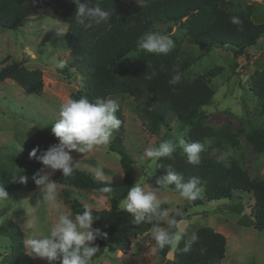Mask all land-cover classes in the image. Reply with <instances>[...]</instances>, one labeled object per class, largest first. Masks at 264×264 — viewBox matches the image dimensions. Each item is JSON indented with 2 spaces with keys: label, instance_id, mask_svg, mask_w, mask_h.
Segmentation results:
<instances>
[{
  "label": "trees",
  "instance_id": "trees-1",
  "mask_svg": "<svg viewBox=\"0 0 264 264\" xmlns=\"http://www.w3.org/2000/svg\"><path fill=\"white\" fill-rule=\"evenodd\" d=\"M92 2L108 11L110 18L109 21L94 24L91 29H84L74 19L77 6L72 0H0V28H23L31 17L38 14L67 25L69 55L63 68L57 72L67 80L79 76L83 82V86L71 95V99L87 97L95 101L97 98L109 99L118 94H128L136 104L141 125L151 135L158 137L165 128L167 133L164 139H170L168 134L173 131L172 120L188 127L187 143L199 142L204 145L200 154L201 162L198 165L190 164L183 149L178 147L172 158L164 157L156 162V170L161 174V179L167 176L169 167L183 175L185 181L196 177L207 202L233 200L236 192L252 194L254 204L250 214L253 226L264 233V179L251 178L236 159H232L229 164L218 160V150H225L227 146L236 147L238 143L227 126L217 129L206 125L204 108L211 104L216 94L212 78L222 68L215 67L202 76H191L192 62L183 58L182 44L172 34L174 27L182 25L186 29L185 39L188 44L207 51L227 49L236 56H244L264 37V24L256 23L253 19L254 7L242 6L232 0ZM232 17H238L243 23L233 24ZM160 27H167L174 41L173 49L166 55L138 51L137 41L140 37ZM9 61L0 65V84L13 80L27 93L41 96L44 89L42 71L29 70L22 63ZM177 69L181 80L171 85L169 80ZM250 80V91L258 98L259 111L264 116V70L256 71ZM116 115L122 125L117 131L118 143H111L109 151L120 157L124 172L121 183L97 180L91 173L77 168L70 178L63 177L60 171L52 176L58 185L96 192L109 198V210L88 209L78 200H74L71 205L72 215L82 213L85 209L90 210L93 217L98 219L95 221L97 227L107 234L106 238H97L92 245L100 249L92 263L107 246H121L124 253L128 252L132 239L148 234L152 229V223L134 224L131 214L120 208L129 188L136 184L137 175L136 162L120 145L124 141L125 123L120 106ZM244 133L255 154H263L264 129L252 127L244 130ZM207 141H211L208 148L205 147ZM33 148L28 145L23 148V156L28 162L24 167L18 155L8 157L0 154V185L8 193L34 190L37 187L32 176L44 166L37 159L30 158ZM214 149L218 153L211 155ZM21 173L28 176L27 184L20 183L18 177L14 179L12 176ZM155 185L162 188L157 181ZM104 187H110L112 191L102 193L100 190ZM167 188L176 192L174 185ZM203 202L200 199L193 201L195 205H203ZM170 218L185 221L189 216L173 211ZM0 232L6 233L12 240L11 254L2 264H36L26 252L25 233L18 225L8 221L0 227ZM194 234L198 240L192 244L190 251L184 252L186 242L193 235L184 233V238L174 250L172 264H221L227 252L226 237L208 227L200 228ZM171 251L172 247L160 249L156 245L157 257L162 261H167Z\"/></svg>",
  "mask_w": 264,
  "mask_h": 264
},
{
  "label": "rangeland",
  "instance_id": "rangeland-1",
  "mask_svg": "<svg viewBox=\"0 0 264 264\" xmlns=\"http://www.w3.org/2000/svg\"><path fill=\"white\" fill-rule=\"evenodd\" d=\"M122 1L127 3L129 0ZM232 1L242 6H253L254 21L264 24V0ZM67 30V25L42 14L31 17L25 27L20 29L0 28V65L7 60L16 61L29 70H41L43 73L44 89L41 96L27 93L13 80L0 84V154L8 157L18 155L22 167L28 164L23 156L25 145L47 150L59 143L52 133V128L59 119V106L83 86L79 76L67 80L57 72L63 68L69 55ZM159 31L171 36L167 27H160ZM185 31V27L180 25L173 28L172 34L182 44L183 58L192 62L191 76H202L215 67L222 68L212 78L216 94L211 104L204 108L206 125L217 129L227 126L238 143L236 147L227 146L225 150H218L220 153L214 149L211 155L218 153V160L226 164L236 159L251 178L264 179V153L255 154L244 133V130L252 127L264 129V116L259 111V100L250 91L251 76L256 71L264 70V37L257 46L248 50L247 55L236 56L227 49L207 51L205 48L192 46L186 42ZM138 51L143 50L138 48ZM109 99L119 104L125 117L124 141L120 145L136 162V183L140 180L143 184L158 188L155 182L161 179V174L156 170V163L143 157V152L149 146L155 147L166 141L164 136L167 130L163 128L158 137L148 133L141 125L136 104L130 95L118 94ZM171 126L173 131L168 134L170 139L167 140L178 143L182 138L187 143L189 128L173 120ZM116 142L118 143L117 132L109 144L99 146L93 152H73L75 168L91 173L97 180L121 183L124 172L120 157L109 151L111 143ZM210 146L211 141H207L205 147ZM98 164L103 165V178L96 177L95 169ZM161 190L158 195L162 207L169 209V216L173 211L189 216L182 225L184 233L192 235L198 229L208 227L226 237L227 252L221 264H264V233L255 229L250 214L254 204L252 194L236 192L233 200L207 202L202 189L199 199L204 204L195 205L193 201L181 198L179 193L168 188ZM8 195L10 201L0 205V227L8 221L14 222L25 233V240L29 235H46L49 228L57 222L59 214L67 212L72 215L71 205L74 200L93 210H109L111 206L108 197L96 192L58 184V208L51 203L36 206L37 201L42 198L38 186L34 190H18ZM229 212L238 213L240 218L234 220L226 217ZM160 226L166 228L167 225L162 222ZM93 228H98L95 223ZM153 230L154 222L148 234L131 240L130 250L126 253L121 246L103 248L92 264H172L174 250L178 245L172 248L167 261L160 260L156 254V243L151 238ZM11 247V238L0 232V264L10 256ZM26 252L36 264L48 263L46 259L32 254L29 249Z\"/></svg>",
  "mask_w": 264,
  "mask_h": 264
},
{
  "label": "clouds",
  "instance_id": "clouds-1",
  "mask_svg": "<svg viewBox=\"0 0 264 264\" xmlns=\"http://www.w3.org/2000/svg\"><path fill=\"white\" fill-rule=\"evenodd\" d=\"M72 2L77 6L74 19L84 29H91L94 24L109 21L110 13L99 4H93L92 0H85V2L72 0ZM231 22L236 25L243 23L238 17H232ZM137 47L147 53L166 55L173 49L174 41L168 35L156 30L142 35L137 41ZM175 71L176 74L169 80L171 85H176L181 80L179 70ZM152 75L155 76L156 73L153 72ZM118 111L119 104L108 98H97L95 101H90L87 97L69 98L59 106V119L52 128V133L59 143L43 152L37 146L30 153V158L37 159L44 166L40 172L32 176L42 195L36 206L51 203L54 207H59L56 203L57 183L52 176L60 171L63 177H72L76 166L73 152L90 153L97 150L99 146L109 144L114 133L122 125V121L116 115ZM178 147L183 149L190 164L198 165L201 162L200 154L204 150V145L199 142L185 143L182 138L178 143L166 140L158 146H149L144 149L143 157L156 163L164 157L172 158ZM38 153L41 154L38 156ZM95 174L97 178L104 177L102 164L97 165ZM12 176L14 179L18 177L22 184L28 183L27 175L21 173ZM157 184L161 185L163 190L169 185H174L179 196L189 201H195L202 195L198 178L193 177L185 181L183 175L171 170L170 167L167 176L158 180ZM100 191L110 193L112 189L104 187ZM161 191V188L150 187L139 180L129 188L121 208L131 214L132 222L136 225L154 222L151 238L160 249L175 248L184 238L182 225L185 221L170 218L169 209L162 207L163 204L158 195ZM8 201H10L8 192L3 185H0V205ZM96 220L98 219L94 218L88 209L75 215L61 213L46 235H29L25 240V246L32 254L46 259L49 264L57 261L59 264H92L93 258L100 251L98 246L92 245L97 238H106L107 235L101 229L93 228ZM162 222L168 226L167 229L160 226ZM197 240V235L193 234L186 242L183 251H190L192 244Z\"/></svg>",
  "mask_w": 264,
  "mask_h": 264
},
{
  "label": "water",
  "instance_id": "water-1",
  "mask_svg": "<svg viewBox=\"0 0 264 264\" xmlns=\"http://www.w3.org/2000/svg\"><path fill=\"white\" fill-rule=\"evenodd\" d=\"M226 217H229L230 219H238L240 218V215L238 213L229 212L226 214Z\"/></svg>",
  "mask_w": 264,
  "mask_h": 264
},
{
  "label": "crops",
  "instance_id": "crops-1",
  "mask_svg": "<svg viewBox=\"0 0 264 264\" xmlns=\"http://www.w3.org/2000/svg\"><path fill=\"white\" fill-rule=\"evenodd\" d=\"M262 11H264V9Z\"/></svg>",
  "mask_w": 264,
  "mask_h": 264
}]
</instances>
